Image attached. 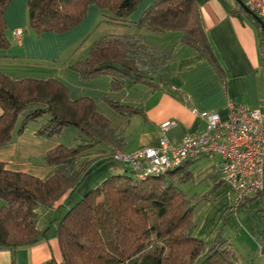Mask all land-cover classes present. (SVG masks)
<instances>
[{
    "label": "trees",
    "instance_id": "trees-1",
    "mask_svg": "<svg viewBox=\"0 0 264 264\" xmlns=\"http://www.w3.org/2000/svg\"><path fill=\"white\" fill-rule=\"evenodd\" d=\"M11 0H0V49L10 45L4 13ZM140 0H28V23L38 34L65 32L81 22L89 5L106 10V21L134 25L152 32L177 31L174 46L148 45L140 33L105 35L95 40L84 59L68 65L82 81L98 75L110 78L104 95L114 116L97 109L89 97L71 99L66 86L47 78L12 79L0 72V146L9 144L28 121L47 115L36 132L51 138L63 127L79 132L75 144L58 143L40 158L51 167L45 179L13 171L0 161V248L31 245L45 235L36 228L39 206L65 208L55 216L61 261L44 264H250L241 262L228 238L223 236L225 210L213 241L199 238L195 218L197 202L203 196H189L183 185L192 180V164L184 161L165 174L138 178L125 167L105 177L81 196L76 188L97 167L114 162L113 155L125 152L128 138L123 134L129 116L141 108L114 100L125 87L144 83L152 88L167 84L175 72V59L184 45L210 62L213 52L202 28L196 0H155L131 21L129 15ZM238 11L259 29L262 54L264 32L236 2ZM2 50V52H3ZM0 51V57L8 55ZM264 58V57H262ZM115 117L121 123L115 124ZM65 199L59 203L64 196ZM258 199L264 204V197ZM264 211V206H262Z\"/></svg>",
    "mask_w": 264,
    "mask_h": 264
},
{
    "label": "crops",
    "instance_id": "crops-1",
    "mask_svg": "<svg viewBox=\"0 0 264 264\" xmlns=\"http://www.w3.org/2000/svg\"><path fill=\"white\" fill-rule=\"evenodd\" d=\"M27 1L11 0L4 13L9 35L16 41L17 47L23 48L25 45L34 44V40L24 35L23 31L26 25ZM154 1L140 0L133 13L129 15V19L135 21ZM196 9L210 43L214 62L184 45L177 53L175 72L169 83H160L154 88L144 83H141L144 87H136L137 83L118 92L117 100L137 106L142 111L141 114L129 116L125 122L123 134L128 138V143L124 147L125 152H132L140 147L156 146L163 135L168 139L177 140L188 132L202 129L204 120L192 113L193 108L215 111L222 118H226L227 104L233 102L258 108L264 114V58H262L264 54L258 27L238 11L235 0H196ZM89 15L92 19L103 15L102 26L110 23L114 27L105 28L98 37L91 38L92 33H89L90 38L82 48L71 50L74 43L90 31L89 23H85ZM105 17L103 10L95 5H89L83 19L85 21L79 26L84 25L82 27L76 25L79 29L70 31V42L59 51H37L33 52L36 54L34 56L30 55L29 51L14 50L10 51V54H7L8 51H1L8 56L0 57V72L15 80L25 77L56 79L66 86L71 99L89 97L96 103L99 111L114 116L110 105L103 100L104 95L110 90L109 76L102 74L82 81L79 74L68 66L84 59L91 44L102 36L128 33L145 35L142 28L106 21ZM15 30H22L21 38L14 34ZM45 33L49 38L57 39L48 42L44 46L45 49H56L58 45L56 42L69 35L63 32ZM160 33L163 38L170 34L172 41L179 38L177 31ZM144 38L148 45L158 48H168L176 43L170 40L168 44L152 45L147 42L145 36ZM12 53H21V58L18 55L13 56ZM44 53L51 55L47 56ZM37 61H50L52 64L46 67ZM115 119V124L121 123L119 118ZM166 120H173L175 124L162 134L159 125ZM31 122L32 120L28 121L20 133H14L9 144L0 146V161L10 170L45 179L52 174V169L41 163L40 158L59 142L39 135L36 132V125ZM218 161L217 157L198 158L191 167V181L195 186L186 190L188 195L193 193L191 196L204 197L198 202L200 203L198 207L201 208L197 214L201 218V223L195 234L199 238L207 239L209 243L213 241L231 198L230 184L220 179ZM117 166L121 165L107 162L97 167L76 188L74 196L78 198L95 187L105 177L115 173L118 170ZM65 196L59 203L63 202ZM57 205L53 208L39 206L36 209L38 214L36 228L39 231H43L47 226L50 228L34 244L14 249L0 248V264H44L51 259L61 261L60 248L55 236L56 222L50 223L53 217L61 216L65 211L62 207L58 209ZM262 206L264 204L259 199L250 200L232 212L225 221L223 236L228 238L241 262L264 264Z\"/></svg>",
    "mask_w": 264,
    "mask_h": 264
},
{
    "label": "built area",
    "instance_id": "built-area-1",
    "mask_svg": "<svg viewBox=\"0 0 264 264\" xmlns=\"http://www.w3.org/2000/svg\"><path fill=\"white\" fill-rule=\"evenodd\" d=\"M264 21V0H242ZM14 34L21 38L22 30ZM228 116L218 112L191 111L204 120L203 128L188 132L180 139L160 137L156 146L140 147L132 152H118L113 159L138 178L158 176L184 161L200 157H217L222 181L231 187L228 209L232 212L264 191V114L241 103L228 102ZM175 124L160 123L162 134Z\"/></svg>",
    "mask_w": 264,
    "mask_h": 264
},
{
    "label": "rangeland",
    "instance_id": "rangeland-1",
    "mask_svg": "<svg viewBox=\"0 0 264 264\" xmlns=\"http://www.w3.org/2000/svg\"><path fill=\"white\" fill-rule=\"evenodd\" d=\"M103 11H104L105 15H108V12L106 10H103ZM103 19H104L103 15H100V17L95 18V19H92V17L89 15L88 16V20H86L85 23H89V27H90L89 30L90 31L87 32L82 38H80L79 41L77 40V42L74 43L73 47H71V50H72V48L76 49V50L78 48L79 49L82 48L85 45V43H87V40H89V38H90V36H89L90 34L89 33H92L91 38H93L94 36L98 37L100 34H102L101 32L105 28L112 29V27H114L113 24H110V23L104 24V26H102L103 25V23H102ZM4 20H5V23H6L5 17H4ZM82 21L84 22L85 20H82ZM82 21L77 24L78 27H82L84 25L83 24L82 26H79V25H81L83 23ZM25 22H26V25L23 28L24 35L31 37L34 40V44L25 45L24 48L23 47H17L15 45L16 41L13 40L11 38V36L9 35L10 31H9V28L7 27V23H6V32H7V37H8L10 45H9V47L7 49H4V50L0 49V51H2V50L3 51H8L7 54H10V51H14V50H16V51H29L30 55H33V56L36 55L33 52H37V51H59V49H61L64 45H67L70 42V40H71V35L69 34V33H71L70 31H73L72 29H77L78 28V27L76 28V25H75L74 28L72 27L69 30L63 32V34L68 33L69 35L68 36H64V38L62 37L63 38V39L61 38L62 40L59 39L56 42V44H58L56 46V49L55 48L45 49L44 46L47 45L48 42L53 41V40H57V39H55L54 37L52 39L49 38L48 35H46L45 32H44V34L43 33L38 34L37 32H35L32 29H30L29 23H28V10L26 12ZM142 29H144L143 30L145 32L144 36L146 37V40H147V42L149 44H152V45L168 44V42H170V40L172 41V36H170V34H166L167 35L166 38H163L164 36H161L162 33L152 32V31H149V30H147L145 28H142ZM178 36H179V34H178ZM174 41H177V39H175V40L173 39L172 42L174 43ZM12 54H13V56H17L18 55V57L21 58V53L20 54L12 53ZM44 54L47 55V56L51 55V54L49 55L47 53H44ZM11 58H13V57H11ZM37 62H41V63L45 64L46 67H48V66H50L52 64L50 61H37ZM135 86L136 87H144V85L141 84V83H138ZM117 94L118 93L113 94V97L115 98L114 100H117V98H116ZM118 101H120V100H118ZM47 118H48L47 115H42L41 117L38 118V120H32L31 123L36 125L37 128H39L40 124L46 122ZM78 132L79 131L75 127L66 126V127L62 128V130H61V132L59 134L52 136L51 139H54L55 141H58L59 143H62V144H65V145L66 144H75L76 140H77V136L79 134ZM194 186L195 185H194V183H192V181H188L186 184L183 185V188L185 190H187L189 188L190 189L194 188ZM192 194H189V196H191ZM197 194H199V193H197ZM192 197H194V196H192ZM2 204H3V200L0 199V207H1ZM199 204L200 203L197 202L194 214H195V218L198 220L199 225H200L201 218L198 217V214H197L200 211V208H201V206L198 207Z\"/></svg>",
    "mask_w": 264,
    "mask_h": 264
},
{
    "label": "water",
    "instance_id": "water-1",
    "mask_svg": "<svg viewBox=\"0 0 264 264\" xmlns=\"http://www.w3.org/2000/svg\"><path fill=\"white\" fill-rule=\"evenodd\" d=\"M253 19L260 25L262 32H264V21L260 19L252 10H250L242 0H235ZM262 197H264V191H262Z\"/></svg>",
    "mask_w": 264,
    "mask_h": 264
}]
</instances>
